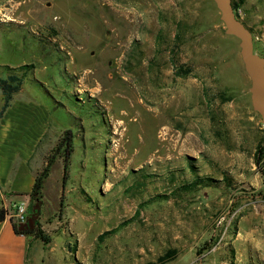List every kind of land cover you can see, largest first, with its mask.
<instances>
[{
	"label": "rangeland",
	"instance_id": "rangeland-1",
	"mask_svg": "<svg viewBox=\"0 0 264 264\" xmlns=\"http://www.w3.org/2000/svg\"><path fill=\"white\" fill-rule=\"evenodd\" d=\"M231 3L264 57V0ZM219 17L212 0H0V63L26 66L21 97L51 120L41 197L13 218L49 238L27 237V264H264V127Z\"/></svg>",
	"mask_w": 264,
	"mask_h": 264
},
{
	"label": "crops",
	"instance_id": "crops-1",
	"mask_svg": "<svg viewBox=\"0 0 264 264\" xmlns=\"http://www.w3.org/2000/svg\"><path fill=\"white\" fill-rule=\"evenodd\" d=\"M0 66L17 68L19 64L2 62ZM22 92L21 87L0 119V208L8 211L0 222V264H27L28 239L14 233L9 213L13 204L29 198L43 167L36 151L51 124L47 108L21 97ZM2 102L0 90V107Z\"/></svg>",
	"mask_w": 264,
	"mask_h": 264
},
{
	"label": "water",
	"instance_id": "water-1",
	"mask_svg": "<svg viewBox=\"0 0 264 264\" xmlns=\"http://www.w3.org/2000/svg\"><path fill=\"white\" fill-rule=\"evenodd\" d=\"M220 13L224 33L239 40V55L245 73L250 80V101L253 111L260 116L264 127V57L253 51L252 35L244 24L235 16L231 0H212Z\"/></svg>",
	"mask_w": 264,
	"mask_h": 264
},
{
	"label": "trees",
	"instance_id": "trees-1",
	"mask_svg": "<svg viewBox=\"0 0 264 264\" xmlns=\"http://www.w3.org/2000/svg\"><path fill=\"white\" fill-rule=\"evenodd\" d=\"M3 68H5L8 71V75L4 79L0 78V90L3 101L0 107V119L3 113L5 112V110L9 107L13 95L21 89L22 78L24 77V75H19V73L17 72L21 70L25 71L26 66L23 65L18 68H9V67H3ZM51 163H52L51 159H47L45 167L36 174L32 190L29 194L30 200H34L38 202V200L40 199L41 191L43 188V182L48 177L49 167ZM7 216H8V211L5 210L4 208H0V222L4 221ZM10 222L15 234L23 235L26 237L32 236L35 239H40L44 243H49V238L43 235L41 232H38V230H36L33 226L30 227L25 226V227H21L20 229H17L16 225L12 222V219H10Z\"/></svg>",
	"mask_w": 264,
	"mask_h": 264
},
{
	"label": "built area",
	"instance_id": "built-area-1",
	"mask_svg": "<svg viewBox=\"0 0 264 264\" xmlns=\"http://www.w3.org/2000/svg\"><path fill=\"white\" fill-rule=\"evenodd\" d=\"M13 218L17 222H23L26 216V202H18L12 206Z\"/></svg>",
	"mask_w": 264,
	"mask_h": 264
}]
</instances>
